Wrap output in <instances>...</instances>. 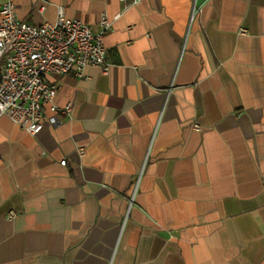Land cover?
<instances>
[{
    "label": "crops",
    "instance_id": "crops-1",
    "mask_svg": "<svg viewBox=\"0 0 264 264\" xmlns=\"http://www.w3.org/2000/svg\"><path fill=\"white\" fill-rule=\"evenodd\" d=\"M59 7L108 18V69L35 135L0 117V264H264V0H14Z\"/></svg>",
    "mask_w": 264,
    "mask_h": 264
},
{
    "label": "built area",
    "instance_id": "built-area-1",
    "mask_svg": "<svg viewBox=\"0 0 264 264\" xmlns=\"http://www.w3.org/2000/svg\"><path fill=\"white\" fill-rule=\"evenodd\" d=\"M98 26L93 31L81 20L66 17L62 7L55 21L30 24L18 18L14 0H5L0 5V117L35 135L44 124L54 125L68 114L70 104L54 102L58 78L68 72L81 76L86 66L108 69L103 37L111 22L103 14ZM59 163L65 165L66 160ZM14 215L9 211L7 218Z\"/></svg>",
    "mask_w": 264,
    "mask_h": 264
}]
</instances>
